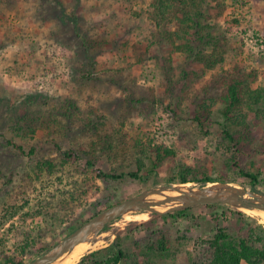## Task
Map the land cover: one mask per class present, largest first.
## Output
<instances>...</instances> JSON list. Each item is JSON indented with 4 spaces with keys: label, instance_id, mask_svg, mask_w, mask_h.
Wrapping results in <instances>:
<instances>
[{
    "label": "rangeland",
    "instance_id": "1",
    "mask_svg": "<svg viewBox=\"0 0 264 264\" xmlns=\"http://www.w3.org/2000/svg\"><path fill=\"white\" fill-rule=\"evenodd\" d=\"M152 4L0 0V264L12 258L30 264L105 210L181 185L170 182L184 167L198 178L205 173L252 190L242 169L259 176L255 190L264 194V101L251 109L246 98L240 109L228 111L223 82L231 73L247 80L246 92L264 89V0L212 1L203 22L213 30L204 41L193 31L174 40L160 36ZM213 37L217 47L208 45ZM28 94L45 99L31 110L43 120L34 135L18 129L6 107ZM62 109L71 116L60 115ZM227 131L248 137L237 159ZM157 148L175 155L155 167ZM69 151L79 156L75 162L64 156ZM46 160L56 167L40 170ZM98 170L125 177L104 179ZM135 172L139 178L129 176ZM199 206L174 219L127 211L84 241L93 247L75 264L109 247L124 230L129 242L122 264H213L210 246L222 209ZM152 243L157 251L148 249Z\"/></svg>",
    "mask_w": 264,
    "mask_h": 264
},
{
    "label": "trees",
    "instance_id": "2",
    "mask_svg": "<svg viewBox=\"0 0 264 264\" xmlns=\"http://www.w3.org/2000/svg\"><path fill=\"white\" fill-rule=\"evenodd\" d=\"M214 0H153L152 8L153 12L150 15L151 19L154 20L156 27L159 30L160 36L166 39L174 40V38H179L181 33L183 37L189 33V31H193V37L196 40L204 41L206 40L205 34H211L213 28L209 24H205L203 21L206 18L207 6ZM77 20V19H76ZM176 23V24H173ZM176 25L179 29L176 32L172 33L169 28ZM80 35L79 33H76ZM166 35L168 37H166ZM211 44L208 45L217 47L218 38H211ZM182 45V44H181ZM178 46L180 49H183V46ZM86 59L88 58V54L86 55ZM231 77V79H229ZM224 86L227 89V102H228V111L232 109H240L242 105L245 104L247 98V105L251 109L254 106L259 105L262 100L264 101V89H256V90H247L246 92V84L247 80L240 78L239 76H233L231 73H227L225 77H223ZM249 89V88H248ZM246 93V94H245ZM45 101L43 95L40 96V99L37 98L34 94H28L24 96L23 100L18 99L14 101H10L6 103V99L4 103H6V107L8 112H11L12 118L11 122L16 127L22 131L25 129H29L31 133L34 135L36 132V128L41 127L42 118L34 117V113L31 110L35 107L40 106V102ZM39 105V106H38ZM74 103L69 102V108H73ZM69 113V110H65ZM52 114H56L55 110H52ZM71 116V114H70ZM71 118V117H70ZM200 119V118H199ZM36 127V128H35ZM226 137L231 143L234 150V157L237 159V155L242 153V145L245 144V141L248 140L247 136H239L236 137L233 133L225 132ZM10 145H15L22 153L24 152L23 147L17 146V144L12 141L9 142ZM112 148H109L111 151ZM37 148L31 150V154L35 155ZM175 155V152L169 148H157L155 153L153 164L157 167L161 162H163L167 158H171ZM64 156L68 158V160H73L74 162L78 159V155L74 151L65 152ZM40 170L51 171L56 166L53 160H46L39 162ZM237 167V165H236ZM141 170V168H139ZM98 176L104 179H122L125 174L115 175L108 174L103 171H97ZM195 171L192 168L184 167L181 169L178 178H173L170 183H176L178 180L180 184H188L191 182H195L201 185V188L208 185V183H225L226 180L222 178H212L208 175H205L202 178H198L197 176H193ZM240 174L246 180H249L250 185L253 191H256V186L260 183L259 176L256 174L249 173L244 170H240ZM129 176L133 178H139V173H130ZM207 207H216V209L221 208L222 213L221 216L216 213V223L221 224V228L217 230L216 236L214 237L213 242H211V248L214 251L213 255V264H264V225L258 223V221L254 220L251 217H248L244 212L240 210H233L228 206L222 204H206ZM202 207V206H196ZM191 209L177 211L174 214H153V218H173L176 215L187 214ZM107 230V226L104 228V231ZM124 231L116 232V239L114 243H112L109 247L92 252L82 258L80 263L78 264H122L126 259V254L123 249L124 244H128L129 240L127 234ZM34 243V242H31ZM30 247V242L28 241L25 246L22 248V253L24 254L26 250ZM128 247V246H126ZM164 244H160V248L162 251L165 250ZM53 249V247H48L45 249V252H49ZM148 249L152 252L157 251L155 249V245L152 243L148 246ZM7 264H25V261L22 259H9L6 261ZM137 264H139L137 262ZM143 264H154L150 261H146Z\"/></svg>",
    "mask_w": 264,
    "mask_h": 264
},
{
    "label": "water",
    "instance_id": "3",
    "mask_svg": "<svg viewBox=\"0 0 264 264\" xmlns=\"http://www.w3.org/2000/svg\"><path fill=\"white\" fill-rule=\"evenodd\" d=\"M219 184L227 187L230 185L236 186L230 183H219ZM181 185H185V184H181ZM239 188L243 190V193H245L248 196V198H246L243 193L240 194L236 193L234 195L226 194L225 197L214 195L208 198H192L185 205L181 207L169 209L165 212L157 211L154 209V207L165 205L176 199L182 200L187 196L186 195L184 197L181 196L180 198L169 196L164 200H160L157 202L147 201L148 197L159 195L166 190L175 189V186H166L164 188L152 189L150 191L142 193L138 197L126 200L100 213L99 215L91 219L89 222L84 224L82 227H80L78 230H76L68 238L63 240L60 244L54 247L47 254L34 260L30 264H52L58 261L61 257L67 254L75 246L84 242L90 234L93 233L97 234L103 231L108 223L116 220L119 216L123 215L127 211H134V212L147 211L153 214L165 215V214H172L177 211L187 210L189 208L199 205H205V204H222V205H229L231 207H235L238 209L248 208L251 210L264 211V194L253 190H246L243 187H239ZM204 189H207V187L200 188V190H204Z\"/></svg>",
    "mask_w": 264,
    "mask_h": 264
},
{
    "label": "bare ground",
    "instance_id": "4",
    "mask_svg": "<svg viewBox=\"0 0 264 264\" xmlns=\"http://www.w3.org/2000/svg\"><path fill=\"white\" fill-rule=\"evenodd\" d=\"M236 193H239V194L243 193V190L236 186L230 185L227 187L219 183H211L207 187V189H204V190H200L199 188H196V187L193 188L191 184H185V185L175 186V189L166 190L159 195L151 196L154 199H147V201L157 202L160 200H164L165 198L169 196L180 198L181 196L184 197L186 195L187 197L182 200L176 199L170 203L162 205L166 207H180L186 200H187L186 202H189L190 199L192 198H207V197L214 196V195L225 197L226 194L234 195ZM243 194L245 195L246 198H248V196L245 193ZM242 210L249 215L258 216L264 221V211L263 210H251L248 208H242ZM135 215L137 219H142V220L146 219L147 217V215L143 213H137ZM95 234L96 233L90 234L87 239L93 238ZM92 244L93 243L91 240L84 242V243L82 242L78 244L77 246H75L72 250H70L63 257H61L58 261L52 264H75L81 258L82 255H84L88 250H90L93 247Z\"/></svg>",
    "mask_w": 264,
    "mask_h": 264
}]
</instances>
